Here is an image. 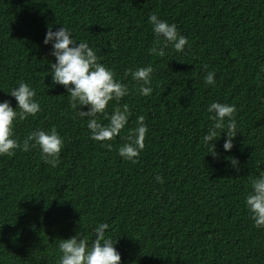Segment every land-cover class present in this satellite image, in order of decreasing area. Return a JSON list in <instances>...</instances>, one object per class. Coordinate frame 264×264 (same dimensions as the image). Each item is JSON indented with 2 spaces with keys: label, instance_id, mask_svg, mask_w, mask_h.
Segmentation results:
<instances>
[{
  "label": "trees",
  "instance_id": "16d2710c",
  "mask_svg": "<svg viewBox=\"0 0 264 264\" xmlns=\"http://www.w3.org/2000/svg\"><path fill=\"white\" fill-rule=\"evenodd\" d=\"M152 13L176 24L183 51L148 52L156 43ZM63 24L128 85L118 103L129 118L111 141L90 139L88 117L52 83L55 58L43 40L49 25ZM148 64L152 92L141 96V82L125 72ZM261 65L264 0H0V100L15 107L7 91L24 81L40 104L14 120L13 136L55 128L63 140L56 167L38 147L0 155V264H56L58 239L81 232L91 240L100 222L117 239L120 264H264V228L253 226L244 204L250 178L264 172ZM208 71L214 86L204 82ZM213 101L235 105L237 132L226 152L217 130L216 156L203 142ZM139 116L145 147L132 163L117 148Z\"/></svg>",
  "mask_w": 264,
  "mask_h": 264
},
{
  "label": "clouds",
  "instance_id": "9594fccd",
  "mask_svg": "<svg viewBox=\"0 0 264 264\" xmlns=\"http://www.w3.org/2000/svg\"><path fill=\"white\" fill-rule=\"evenodd\" d=\"M148 22L156 38V43L148 49L150 54L163 56L164 48L168 45L177 52L183 51L187 39L178 32L175 23L159 18L155 13L148 16ZM43 43L51 44V55L55 58L54 62L48 61V73L51 74L52 83L63 85L67 90L70 106L78 109L81 117H88L86 127L90 139L100 142L111 141L120 134L129 118L127 104L121 107L118 103L128 94V85L115 79L111 68L99 61L88 40L76 39L72 29L65 24L56 30H52V26L49 25ZM260 70L264 71V65L260 66ZM129 72L133 81L141 82L138 85L139 94L141 96L151 94L152 65L126 70L125 74L128 75ZM214 75V72L208 71L204 76V82L214 86ZM7 92L15 98L16 106L13 107L8 100H0V155L11 156L17 148L28 151L30 147H38L41 159L56 167L63 140L55 128L48 130L37 128L29 131L20 141L13 136V122L16 118L23 119L40 111V104L34 98L35 89L29 83L19 81ZM109 101L117 102L110 114L105 111ZM78 106L87 108L80 110ZM207 112L212 123L203 135V142L208 148V153L216 156L215 141L221 136L217 135V130L224 129L223 150L227 152L233 147V138L237 134L233 119L235 105L213 101L207 106ZM97 114H103L107 123H101L97 119ZM146 132L144 117H137L136 127L130 129L127 136L122 137L125 142L118 146V155L135 163V158L145 147ZM103 146L109 150L112 148L111 143ZM231 164L235 166L237 160L231 159ZM155 179L159 182L162 178L156 176ZM249 184L250 191L244 197L245 208L250 214L253 226L264 228V172L250 178ZM106 229L108 225L100 222L93 228L94 236L91 240L81 232L58 239L56 264H120L121 254L114 246L117 239L106 235Z\"/></svg>",
  "mask_w": 264,
  "mask_h": 264
}]
</instances>
